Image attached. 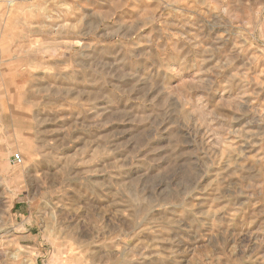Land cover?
Returning a JSON list of instances; mask_svg holds the SVG:
<instances>
[{
  "label": "rangeland",
  "instance_id": "374dc122",
  "mask_svg": "<svg viewBox=\"0 0 264 264\" xmlns=\"http://www.w3.org/2000/svg\"><path fill=\"white\" fill-rule=\"evenodd\" d=\"M0 264H264V0H0Z\"/></svg>",
  "mask_w": 264,
  "mask_h": 264
},
{
  "label": "built area",
  "instance_id": "2783aa9c",
  "mask_svg": "<svg viewBox=\"0 0 264 264\" xmlns=\"http://www.w3.org/2000/svg\"><path fill=\"white\" fill-rule=\"evenodd\" d=\"M12 160L15 161L16 163H21L22 162V156L20 153H15L12 157Z\"/></svg>",
  "mask_w": 264,
  "mask_h": 264
}]
</instances>
